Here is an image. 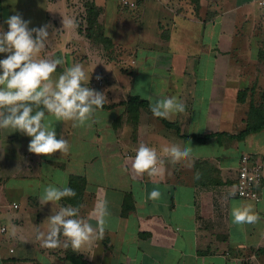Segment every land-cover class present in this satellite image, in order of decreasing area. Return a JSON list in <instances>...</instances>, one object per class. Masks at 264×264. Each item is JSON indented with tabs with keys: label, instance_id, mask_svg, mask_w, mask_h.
<instances>
[{
	"label": "crops",
	"instance_id": "crops-1",
	"mask_svg": "<svg viewBox=\"0 0 264 264\" xmlns=\"http://www.w3.org/2000/svg\"><path fill=\"white\" fill-rule=\"evenodd\" d=\"M12 15L30 28L50 25L41 56L61 60L58 73L82 64L89 86L104 94L117 73L119 92L129 88L148 106H130L131 97L106 101L83 127L49 117L57 138L70 144L63 158L30 153V137L0 130V264H264V129L243 136L252 107L264 104V0H0L5 31ZM63 18L76 27L63 29ZM169 95L186 104L164 119L170 126L150 110ZM127 106L136 110L132 127ZM90 126L97 133L88 139ZM78 129L79 140L105 154L102 185L89 179L99 171L87 172V157L73 161L75 149L85 151L73 147ZM175 140L193 148L190 161L166 159L155 176L132 169L141 144L159 150ZM244 155L263 165L258 201L236 194ZM73 177L85 180L82 217L107 202L103 236L79 252L43 248L35 235L47 232L52 205L40 197ZM243 203L254 205L256 223H234L231 210Z\"/></svg>",
	"mask_w": 264,
	"mask_h": 264
},
{
	"label": "clouds",
	"instance_id": "clouds-1",
	"mask_svg": "<svg viewBox=\"0 0 264 264\" xmlns=\"http://www.w3.org/2000/svg\"><path fill=\"white\" fill-rule=\"evenodd\" d=\"M6 24L7 31L0 27V56H4L0 59V130L30 137V153L47 157L60 153L63 158L69 154L70 144L63 136L57 138L49 117L65 124L70 122L73 127H83L103 108L107 98L89 86L91 79L82 64L76 63L58 73L62 61L41 56L52 36L50 25L30 28V21L20 15L8 17ZM75 27L72 19L63 18V29ZM185 107L182 98L169 95L157 100L150 110L154 117L165 119ZM192 152V147L179 140L164 143L159 150L141 144L136 150L132 169L137 175L155 176L165 171L166 159L187 163ZM159 194V187H153L149 193L153 197ZM76 195L67 186L44 188L40 201L44 206L52 205V214L44 222L48 226L47 232H36L35 239L41 242V247L56 249L63 246L79 252L102 238L110 215L107 202H97L89 217L84 218L78 207L61 203ZM54 208L58 210L54 211ZM231 216L238 225L253 224L260 219L251 203L233 207ZM92 219H95L96 227L91 223Z\"/></svg>",
	"mask_w": 264,
	"mask_h": 264
},
{
	"label": "rangeland",
	"instance_id": "rangeland-1",
	"mask_svg": "<svg viewBox=\"0 0 264 264\" xmlns=\"http://www.w3.org/2000/svg\"><path fill=\"white\" fill-rule=\"evenodd\" d=\"M72 6H73V0H71ZM94 71L93 73H90L92 76L95 75ZM115 73V72H114ZM113 81H111V85L110 90H107L105 92V96L107 97L106 101L107 104H113V103H119V102H123L122 100H129V98L132 96L131 95V90L129 88H125L124 90H118V85H121L123 82L119 81V77L117 75V73H115V76L112 78ZM106 105V103H105ZM106 115L107 118L110 117H114L116 115V112H109V113H104ZM135 114H136V110H134V108H130L129 106H127V114H126V121H129V123L131 124V127L134 126L135 123ZM103 116V114H101ZM102 119V122L104 123L106 121L107 123V119L104 121L105 118H100ZM98 119V121L100 120ZM91 128L88 129V133H89V137L88 139H90V137H92L94 134L97 133V128L90 126ZM99 127H101L99 125ZM103 127V126H102ZM102 130V129H101ZM80 133V129H78V131H76V135L75 133H73V137H75V140L73 141V147H79L82 146V148L84 147L85 151H81L80 149H75V151H73V161L77 160V158H85V163H86V168H87V172H89V170H91V167H93L92 170L96 171L98 170L99 172L96 173L98 176H96V174L94 175V177L91 178V176L89 177V179L93 180V182H95L96 185H102L104 183V176L102 175V170H106L105 168V163L106 160L104 159V153L102 152L103 150L97 149L98 147H96V150L90 148V145L88 143H86L85 141H81L79 140L80 138H77L76 136H78ZM176 134V133H175ZM108 136V135H106ZM87 139V140H88ZM88 142V141H87ZM94 153V154H93ZM94 155V157H96V161L93 163V165L90 164V160L92 158V156ZM90 156V157H89ZM97 164V168L96 165ZM89 169V170H88ZM93 176V175H92ZM21 250L20 248L17 249V252L14 256H20L21 255Z\"/></svg>",
	"mask_w": 264,
	"mask_h": 264
},
{
	"label": "built area",
	"instance_id": "built-area-1",
	"mask_svg": "<svg viewBox=\"0 0 264 264\" xmlns=\"http://www.w3.org/2000/svg\"><path fill=\"white\" fill-rule=\"evenodd\" d=\"M127 4V2H125ZM263 180V165L253 161L249 155L241 158L238 168L236 194L239 198L258 201L257 187Z\"/></svg>",
	"mask_w": 264,
	"mask_h": 264
},
{
	"label": "trees",
	"instance_id": "trees-1",
	"mask_svg": "<svg viewBox=\"0 0 264 264\" xmlns=\"http://www.w3.org/2000/svg\"><path fill=\"white\" fill-rule=\"evenodd\" d=\"M136 103L140 104L141 106H145V107L148 106L147 102L142 101L136 97H131L130 101H129V105L133 106ZM103 108H106L105 104H104ZM249 115H250V118L252 119V122L249 124V126H248L247 130L245 131V133L243 134V136L248 134V133L257 132V131H261L264 129V104H262L259 107L253 106ZM162 120L165 122L166 125L170 126V124L167 123L164 119H162ZM251 159H252V157H251ZM84 184H85L84 178H81V177L71 178L69 180L68 187L72 188L77 193V195H76V197L66 199L63 202H65V203L73 202V204L75 206L79 207L81 199H82Z\"/></svg>",
	"mask_w": 264,
	"mask_h": 264
}]
</instances>
